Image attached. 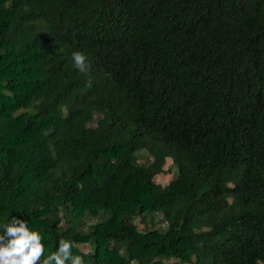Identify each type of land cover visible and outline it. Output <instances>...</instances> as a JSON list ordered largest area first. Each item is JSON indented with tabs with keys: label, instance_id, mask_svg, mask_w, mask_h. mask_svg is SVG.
Masks as SVG:
<instances>
[{
	"label": "trees",
	"instance_id": "16d2710c",
	"mask_svg": "<svg viewBox=\"0 0 264 264\" xmlns=\"http://www.w3.org/2000/svg\"><path fill=\"white\" fill-rule=\"evenodd\" d=\"M13 216L39 264L61 239L84 264L264 263V0H0V226Z\"/></svg>",
	"mask_w": 264,
	"mask_h": 264
},
{
	"label": "clouds",
	"instance_id": "9594fccd",
	"mask_svg": "<svg viewBox=\"0 0 264 264\" xmlns=\"http://www.w3.org/2000/svg\"><path fill=\"white\" fill-rule=\"evenodd\" d=\"M73 67L80 73L87 74L90 69L87 54L82 50H75L71 54ZM111 78L110 73L105 74ZM86 88L92 87L89 79ZM163 223V222H162ZM0 231V264H39L44 256L45 248L42 244V236L37 230H30L24 219L13 216L11 222L4 224ZM75 242L61 239L59 247L43 260V264H84L83 256H73L71 249Z\"/></svg>",
	"mask_w": 264,
	"mask_h": 264
},
{
	"label": "rangeland",
	"instance_id": "374dc122",
	"mask_svg": "<svg viewBox=\"0 0 264 264\" xmlns=\"http://www.w3.org/2000/svg\"><path fill=\"white\" fill-rule=\"evenodd\" d=\"M138 154V153H137ZM139 156V162L142 164V165H147L149 164L151 161H152V157L150 155H145L143 153H139L138 154ZM163 171L159 174H157L154 178L155 182L158 183V184H161V185H166L171 179H172V174L173 172L175 171V168L174 166L172 165V161L171 159H166L165 161V165L163 167ZM154 219H155V222H156V227H160V228H163L164 226L162 225V219H161V216L160 215H156L154 214ZM101 217H98V218H93V219H90V220H86V224H85V227H87L89 224H91L92 222H95L97 220H99ZM134 222L136 223V225L138 226V228L140 230H142L144 228V226H146L145 222H143L141 220V217L137 216L134 220ZM79 248L84 251V252H87L90 250V245L89 244H78ZM258 264H264L263 262H258Z\"/></svg>",
	"mask_w": 264,
	"mask_h": 264
},
{
	"label": "built area",
	"instance_id": "2783aa9c",
	"mask_svg": "<svg viewBox=\"0 0 264 264\" xmlns=\"http://www.w3.org/2000/svg\"><path fill=\"white\" fill-rule=\"evenodd\" d=\"M162 225L165 226V222H163Z\"/></svg>",
	"mask_w": 264,
	"mask_h": 264
}]
</instances>
